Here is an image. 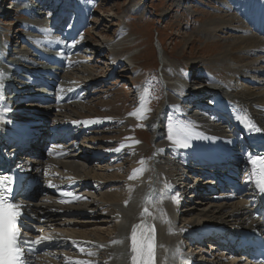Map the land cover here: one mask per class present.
I'll return each mask as SVG.
<instances>
[{
	"label": "rangeland",
	"instance_id": "obj_1",
	"mask_svg": "<svg viewBox=\"0 0 264 264\" xmlns=\"http://www.w3.org/2000/svg\"><path fill=\"white\" fill-rule=\"evenodd\" d=\"M19 2L20 0H0V45L4 55L0 72L10 71L13 68L11 65L15 64L26 72L20 77L27 79V74L32 69L43 73L46 71L53 73L59 69L56 73V77L59 76V84L53 92L71 96L74 89L76 92L72 95L76 99H70L64 104L51 103L46 106L45 112L37 113L38 116L51 118L52 126L49 127L52 130L64 124V120L70 117L91 123L99 118L109 121L123 119L137 112L140 107L157 112L167 100H170L167 103H173L174 99H177L178 94H170L171 86L168 80V76L176 74L188 77L193 85L208 86L212 80L218 83L227 80L234 87H244L245 90L264 94V20L262 19L264 0H66L65 2L42 0L45 6L37 13L38 16L33 18L20 15L23 8L18 6ZM258 5H263V9L255 12L254 8ZM50 7L53 12L56 10L58 16L62 12L65 18L63 17L60 23L49 22L42 25L41 21H44L42 18L47 16ZM243 8L250 10L244 11ZM209 25L220 29L214 32L211 26L208 28ZM242 36L256 40V46L259 47L251 48V42L246 41L248 43H245L240 52L232 54L236 62L233 59L226 60L230 66H226V61L225 64L219 65L221 63L217 60L222 58H219L222 49L240 43ZM7 51L11 52L7 54ZM228 54L230 57V53L225 56L228 57ZM163 58L165 61H162ZM226 67L230 72L227 73ZM17 78H14L15 82ZM12 85L18 89L25 88L18 84ZM7 101L6 106L16 122L27 123L28 115L31 119V115L38 110V104L32 101ZM170 114L172 116L175 112ZM110 127H104L101 132L93 131L92 133L99 132L96 135L83 134L75 153L64 156V160H68L69 155H82L83 149H89L90 138L106 142L103 148L108 150L121 144L125 137L118 132L121 126ZM170 129L173 133L178 131L171 122H168L164 128L165 140ZM136 136L150 143V148L153 146L152 136L144 122L136 127ZM140 153L136 154V158L139 159L138 169L131 167L130 159L133 161L134 158L125 156L126 153L124 156L113 158V164L118 168L122 167L123 172L117 174L116 171H106L110 177H119L115 180L108 177L107 180L97 178L96 180H101L102 183L108 182L109 179L115 181V184L105 185L102 188L103 192L112 190L111 192L120 193L123 189L126 190L125 178L121 180L120 177L127 178L132 176L134 171L148 167L153 151ZM86 155H88L87 151L81 157L84 158ZM173 159L172 165L166 166V170L174 175V182L181 185V172L186 170L178 165L183 163L180 157ZM82 164L84 174L92 178L91 172L97 163L92 165L89 161H83ZM98 166L100 168L103 165ZM47 184L49 185L48 181ZM96 190L91 192L92 195L89 197L99 202L102 196L100 191ZM192 194L189 197L194 202L196 199ZM44 199L37 204L43 203ZM184 200L186 199H180V201ZM51 201L55 202L52 199ZM220 203L216 204L220 205ZM108 207L105 203H101L100 206L93 208L96 211L94 216H84L78 220L57 218L52 224H46L39 237H51L47 240L51 242V247L37 264H74L75 261L80 260L89 261L90 264H114L109 252L115 251L118 243L123 240L116 237L120 226L115 217L110 218V214L107 213ZM183 210L185 208L180 209ZM148 211L149 221L152 224L157 223L158 210L154 203L149 206ZM198 213L199 211H194V214L199 215ZM183 215L185 212L179 214L176 221L177 226L181 228L184 226L183 218L180 219ZM196 217H193V223L201 225L207 220H215ZM168 218L171 220V217ZM141 219V213H138L136 223L141 222ZM67 221L71 222L64 225ZM162 221L159 224H164ZM215 223L211 225H217ZM162 231L156 235L158 238L163 235L161 236L163 239L156 240L158 245L156 264L169 263L166 259L167 254L179 251V233L168 236L167 225ZM81 248L83 252L80 251ZM209 260L213 261L207 264H228L231 262V257L224 259L214 257ZM127 263H131V260L128 259Z\"/></svg>",
	"mask_w": 264,
	"mask_h": 264
},
{
	"label": "bare ground",
	"instance_id": "obj_2",
	"mask_svg": "<svg viewBox=\"0 0 264 264\" xmlns=\"http://www.w3.org/2000/svg\"><path fill=\"white\" fill-rule=\"evenodd\" d=\"M51 9L52 8L50 7V10ZM254 9L255 12H260L263 9V5H258ZM249 10V8L244 9V11ZM55 11L56 10H54V12ZM59 16L57 15V18L63 20L64 16L62 12H60ZM256 16L258 17L257 14ZM262 19L264 20V16ZM210 26L212 30L214 29V32L220 29V27L213 28L214 25H209L208 28H210ZM207 31L209 30L207 29ZM246 41L251 42V48L259 47L256 46V40H251L248 36H245L243 39L241 38L240 43L236 44L235 46H230L229 48L226 46L223 48L222 53L219 54V58H222L217 60L220 61L219 63L221 64H217L223 65L227 62L226 66H230L228 65L230 64L228 61L232 59L236 62L234 55L232 54L240 52L239 50L244 47L245 43H248ZM227 53H230L231 58L229 57V54L228 57L225 56ZM162 61H165L164 58ZM12 67L13 70H11L13 74H9L11 71L8 72L7 82H5V79L0 75V85H2V87H0L1 90H5L7 85L10 84L9 80H14L15 77H18L17 80L19 81L16 80V82H18L16 83L14 80V84L17 85L19 83H25V79L20 77L23 73L26 74L25 70L17 68L14 65H12ZM228 69L229 68L226 69L227 73L230 72ZM232 72L233 70H231V73ZM36 73L42 74V72L32 69L27 74L28 78L30 79L31 76L35 75ZM37 77H39V75H37ZM168 78V80H170L169 82L171 86V88L168 87L171 89L169 90L170 94H178V97L177 99H174L173 103L170 102L167 103V105L164 104L157 112L147 111L145 108L140 107L137 112H135V115H130L116 121H109L108 119L102 120L99 118L93 120L89 124L82 122L83 120L80 121V118L73 119L70 117L65 119V123L57 127L55 133L50 134L47 139L44 137L38 138L36 134L31 140L36 142L46 141V143L51 144L49 150H47L45 154H42V156H45V160L39 159V162L42 167H46L47 181L49 184L54 185V187H50L48 184L43 187L45 199L43 203H41V201L40 203L34 205V208L37 209V213L47 221L46 224H52V221L54 219L56 220L57 218L62 219L65 217V219L70 218L68 220H78L84 216H94L96 211L93 210V208L100 206L101 203H105L107 206H109L107 213L110 214V218L111 216L115 217L114 219L118 223V226H120L118 236L116 237L123 240V242L121 241V243H118L117 249H114L115 251L109 252L111 261H114V264H130L127 262L128 259L131 260L133 255L131 252L130 239L132 228L134 225L140 224L142 221H144L146 225L155 226L156 240H159L161 236H163L161 234V236L159 235L160 238H158L156 235H158L160 232H163L162 230H164L166 225L169 229V231L166 232L168 236H172L178 231L180 235V244L181 242L183 244V242L187 240L190 242L194 238H206V233H201L202 231L197 227L201 224H195V222L193 223L194 216L215 219L207 220L208 223H203L201 227L215 222V224H228V226H237L239 224L242 226H251L259 223V221H254L252 219V209L249 207V201L244 200L237 203L235 202L231 206L226 205L225 203H220L219 205L216 204L217 202H215L216 197L210 195L212 193H206L205 195L209 196L202 194L205 197H198L196 198V201H192V205L184 207L185 210L182 212H185V215L180 218H183L184 226L182 228L178 227L179 225L177 226L176 221L178 220L180 210L178 209L177 205V187H175L176 182H174V175L166 170V166L172 165L171 161H174L173 158L180 157L185 165H183V163H176H178L179 166H182L186 171H189V174H193L195 176L197 173L196 175H199L202 178V176H208L212 172V169L217 170L219 166H223L224 169L218 175L220 178H225L227 177L228 173H223L228 172L230 169L226 168L225 166L234 162L240 163V165L246 164L244 172L248 173L247 175H251L252 164L247 163V157L249 154H252V148L256 144V137L253 135L254 132L249 131L248 127L245 125L248 121H250L254 123L256 127L261 129L260 132L255 131L257 134H264V94H261V92L254 93L249 90H245L244 87H234L227 80H223L224 82L219 83L212 80L207 86L193 85L189 81L188 77L181 74L168 76ZM58 84L59 81L54 79L52 80L51 86L55 89ZM31 85H35V82H33ZM238 86L241 85L238 84ZM8 89L10 94H14L16 91L14 86H11ZM22 90H25V88ZM32 92L33 91H27L24 93L21 91L20 93L22 94H20V97L28 96L26 94H30L29 96H32ZM200 95L212 96V99H206L205 101L200 102ZM53 97V99H57V101L63 99V96H59V94H54ZM33 100L34 99H29L28 101ZM169 101L167 100V102ZM206 102L211 103V106L206 107ZM172 112H175V114L170 116V113ZM10 114L11 111L9 110L8 106H6L3 98L0 96V150L6 154L8 158L17 155V153L20 151L21 148L20 144L18 145L19 142L24 139H29L30 135H33V132H31L32 130H30L33 126H37L39 121H47V119L39 118L36 115H31V119L28 118L29 121L27 120V123L22 124L21 122L14 121V118L11 117ZM237 117L243 118V121L241 119H237ZM141 122H144L147 125L150 135L152 136L153 156L150 163H148V167L145 166L147 168L144 170L139 169L137 172L134 171V174L132 176H127V178L120 177L121 180L125 178L124 188L126 190L123 189V191L120 193L111 192L112 190L110 192H103L102 188L105 185L110 186L115 184V181L113 182L110 179L115 180L119 178L108 176L109 173L107 172L108 174H106V171H116L117 174L123 172L122 167L118 168L113 164V158L108 156L109 152H111L113 149L116 151V149L119 148L120 151H116L117 155L124 156L126 153L125 156L134 158L133 161L130 159L129 164L132 165L131 167L134 166V168L136 167L137 169L139 168L137 166L139 159L136 158V154L140 152V154L152 152L150 143L144 142L143 140H140L138 136H136V127ZM168 122H171V125L178 130L177 134L180 132V129L185 126L192 130L193 136L190 140L189 147L182 148L175 144V135L173 140H170L169 138L165 140L164 128L167 126ZM115 125H117V127L121 126L118 132L122 135H125L121 144L118 146H113V148L109 147L110 149L105 154L106 149L103 148V146L106 145V142L96 141L93 140L94 138H90L88 142L89 144L87 143L90 145L89 149L84 147L85 150L83 149V152L81 150L82 155H69L67 156L68 160H64V156L73 152L75 153L82 140L81 136L83 134H87L89 136L94 134L96 135L99 134V132H101L104 127H113ZM25 131L28 132V137L26 138L23 137V132ZM93 131L99 132L92 133ZM180 138H182V136ZM69 139H72V142L69 145H66V142ZM137 141H139V143H137ZM97 146L99 147L97 148ZM49 151L52 152L51 155L48 154ZM85 151L88 152V155L82 158L81 156H83ZM83 161H89L92 165L97 163L95 166L98 168L94 167L92 169V178H88L84 174V166L82 164ZM100 164L103 166L99 168L98 165ZM36 170H39V167H37ZM151 172L153 173L151 174ZM36 175L40 174L36 173ZM107 177L110 179L106 183H102L101 180H96L97 178H105V180H107ZM130 177L133 178L130 179ZM195 178L198 179V176ZM152 187H154V191H151ZM201 188L206 189L204 185H201ZM96 189L100 191V195L102 196V199L99 202L89 197L92 195L91 192L97 191ZM62 192H71L74 195L73 197H65L61 195ZM129 192L132 193L130 194ZM76 197L79 198L77 199ZM173 198L176 200H173ZM51 199L55 202H52ZM62 200H70L71 202L62 203ZM152 203H154L156 210H158L156 219L157 221L155 220L157 223L154 224L149 221L147 216H142L144 208L147 207L149 209V206ZM197 207L201 208L199 209ZM194 211H199V215L194 214ZM138 213H141L142 219L141 222L136 223L135 219ZM168 217H171V220H168L170 219ZM160 221H162V223L165 225L159 224ZM69 222L71 221H67L64 223V225H68ZM183 230L185 232H183ZM186 237H188L187 240H185ZM166 240L170 239L166 238ZM167 242L169 241H166V243ZM180 247L181 263L184 264V245H181ZM168 251L170 250L168 249ZM167 255L168 257L166 259L169 260L171 258V253H168ZM208 257L212 256L203 255L198 260L202 261V263L203 261L212 263L211 261L214 259L209 260ZM232 259L234 258H231V262L228 264H239L238 259Z\"/></svg>",
	"mask_w": 264,
	"mask_h": 264
},
{
	"label": "snow or ice",
	"instance_id": "obj_3",
	"mask_svg": "<svg viewBox=\"0 0 264 264\" xmlns=\"http://www.w3.org/2000/svg\"><path fill=\"white\" fill-rule=\"evenodd\" d=\"M74 46V45H73ZM2 75V74H0ZM2 87V85H0ZM130 115H135L131 113ZM237 119L243 118L237 117ZM90 123V122H85ZM249 131L260 132L261 129L256 127L254 123L248 122L245 125ZM174 135L176 138L174 139ZM182 136V138H180ZM192 130L185 126L180 132L173 133L169 130L168 138L174 139V143L179 147L187 148L190 146L192 139ZM139 143V141H137ZM55 147V146H53ZM116 151H120L119 148ZM52 154L51 151L48 153ZM247 163L252 164L249 182H253L259 193L264 196V156L251 154L247 157ZM133 177H130V179ZM15 177L11 174H0V264H28L26 252L34 249H27L25 245H37L44 240H50L51 237H39L32 239L27 236V232L34 230L31 226L23 223L25 205L14 202V185ZM50 187L54 185L49 184ZM65 197H73L71 192H62ZM77 199L79 197H76ZM62 203L71 202L70 200H62ZM127 203V202H125ZM150 215L148 208L145 207L142 216ZM23 230V231H22ZM131 252L132 264H156V238L155 226L146 225L144 221L134 225L131 232ZM83 252V248L80 249ZM93 255V253H88ZM74 264H90L89 261H75Z\"/></svg>",
	"mask_w": 264,
	"mask_h": 264
}]
</instances>
